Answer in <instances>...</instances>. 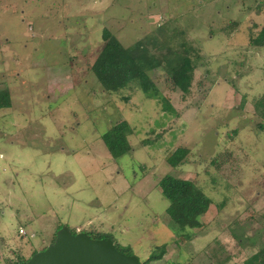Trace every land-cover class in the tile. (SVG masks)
Here are the masks:
<instances>
[{
	"label": "rangeland",
	"instance_id": "1",
	"mask_svg": "<svg viewBox=\"0 0 264 264\" xmlns=\"http://www.w3.org/2000/svg\"><path fill=\"white\" fill-rule=\"evenodd\" d=\"M263 23L264 0H0V91L11 97L0 108V264L46 247L60 225L107 233L141 264H243L264 246V48L249 43ZM105 28L124 47L146 40L157 53V36L195 50L187 94L164 67L148 72L172 111L135 83L100 85L91 67ZM122 120L131 149L113 157L101 135ZM178 147L188 154L171 166ZM165 175L211 199L189 239L166 213Z\"/></svg>",
	"mask_w": 264,
	"mask_h": 264
},
{
	"label": "trees",
	"instance_id": "2",
	"mask_svg": "<svg viewBox=\"0 0 264 264\" xmlns=\"http://www.w3.org/2000/svg\"><path fill=\"white\" fill-rule=\"evenodd\" d=\"M156 37L154 38L155 43L153 46L158 51L153 53L144 43L146 40H137L132 45L124 47L105 28L102 32V39L105 43L94 60L91 69L97 81L105 90L117 91L128 87L131 83H135L146 96L159 99L162 102L163 109L172 111V106L160 94L158 87L150 78L148 72L154 68L164 67L172 86L179 89L183 94H187L190 90L195 70L191 56V52L195 50L184 42L173 47L167 39H158ZM249 43L264 48V23L259 28L256 36L250 37ZM10 98L6 89L1 90L0 108L10 107ZM131 131L132 129L128 122L122 120L113 124L101 135L103 143L113 157H120L130 151L131 146L128 141V135ZM187 154L188 150L186 148L178 147L167 157V162L171 166H177ZM158 185L163 197L168 201L166 213L177 228L175 234L179 236L180 240L189 239L192 230L202 226V221L199 217L207 212L211 199L194 181L189 179L165 175L158 181ZM60 228L61 225L56 227L53 234L54 239L56 231ZM70 230L72 233L77 232V229ZM87 233L92 238H110L109 234L103 232L90 231ZM115 247L124 254H133L129 246L116 243ZM123 249L129 250V252H124ZM35 252L33 251L32 254ZM164 253V245L156 246L145 262L159 260ZM27 259L22 258L9 264H25ZM243 264H264V246L246 259Z\"/></svg>",
	"mask_w": 264,
	"mask_h": 264
},
{
	"label": "water",
	"instance_id": "3",
	"mask_svg": "<svg viewBox=\"0 0 264 264\" xmlns=\"http://www.w3.org/2000/svg\"><path fill=\"white\" fill-rule=\"evenodd\" d=\"M25 264H141L139 258L115 247L110 238H92L85 231L72 233L67 226L56 231L55 239L26 260Z\"/></svg>",
	"mask_w": 264,
	"mask_h": 264
},
{
	"label": "built area",
	"instance_id": "4",
	"mask_svg": "<svg viewBox=\"0 0 264 264\" xmlns=\"http://www.w3.org/2000/svg\"><path fill=\"white\" fill-rule=\"evenodd\" d=\"M78 231V230H77ZM20 234H24V231L22 229H19L18 231Z\"/></svg>",
	"mask_w": 264,
	"mask_h": 264
},
{
	"label": "crops",
	"instance_id": "5",
	"mask_svg": "<svg viewBox=\"0 0 264 264\" xmlns=\"http://www.w3.org/2000/svg\"><path fill=\"white\" fill-rule=\"evenodd\" d=\"M260 27H261V26H260ZM77 230H78V231H80V229H79V228H77ZM24 234H25V232H24ZM24 234H23V235H24Z\"/></svg>",
	"mask_w": 264,
	"mask_h": 264
}]
</instances>
